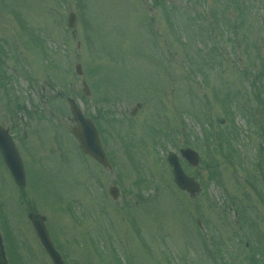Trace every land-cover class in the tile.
Segmentation results:
<instances>
[{"label":"rangeland","instance_id":"374dc122","mask_svg":"<svg viewBox=\"0 0 264 264\" xmlns=\"http://www.w3.org/2000/svg\"><path fill=\"white\" fill-rule=\"evenodd\" d=\"M191 2L0 0V40L9 54L1 57L0 125L15 133L28 180L18 189L0 156V235L7 259L12 261L11 249L17 251L12 264H51L26 219L32 207L45 213L52 238L71 264H214L220 257L246 264L255 246V264H264V202L252 188L257 155L264 158V0ZM191 4L201 13L214 12L216 26L209 14H202L209 25H197ZM69 13L75 16L68 29ZM26 28L44 39L52 63ZM76 63L82 76L75 74ZM68 96L85 115L98 118L115 168L80 154ZM223 101L232 109L230 120ZM222 135L233 140L235 159L226 157ZM206 138L212 142L208 149ZM52 145L64 150L63 160ZM183 147L200 156L196 168L181 162L201 185L192 197L177 189L165 161L169 150L179 155ZM211 156L216 170L207 163ZM118 173L125 183H117ZM139 178L147 182L136 185ZM111 185L119 190L116 200L108 194ZM257 192L264 196L262 181ZM129 205L145 247L129 225ZM60 208L74 219L82 215L79 225ZM3 214L12 229L8 234L16 238L10 251ZM199 216L213 238L202 235L204 227L201 233L194 228ZM158 242L162 247H155ZM113 247L116 260L109 255Z\"/></svg>","mask_w":264,"mask_h":264},{"label":"water","instance_id":"95a60500","mask_svg":"<svg viewBox=\"0 0 264 264\" xmlns=\"http://www.w3.org/2000/svg\"><path fill=\"white\" fill-rule=\"evenodd\" d=\"M69 24L72 25V16L70 17ZM76 70L79 74H81L80 66L76 65ZM84 92L88 93V88L85 83H83ZM69 105L71 109V113L75 120L79 121V126L73 128V133L79 140L81 148L92 155L96 160L106 164V159L101 152V148L98 142L97 135L95 133L94 127L89 119H86L81 114L79 108L75 105L74 101L69 100ZM0 151L4 158L5 164L8 167L13 179L15 182L22 186L25 183V176L23 166L18 155L16 148L14 147L10 137L6 130H3L0 127ZM183 156L191 163L196 164L197 162V154L189 149L181 151ZM170 164L173 166V175L175 182L179 185V187L183 189H187L190 193H193L197 190L198 185L191 179L188 178L182 171L177 158L175 155L170 154L168 157ZM28 217L31 220V223L37 233V236L42 243V246L49 254L52 259L53 264H64L60 255L54 250L45 230V226L43 224L44 218L38 215L29 214ZM0 264H7L4 250L0 238Z\"/></svg>","mask_w":264,"mask_h":264}]
</instances>
